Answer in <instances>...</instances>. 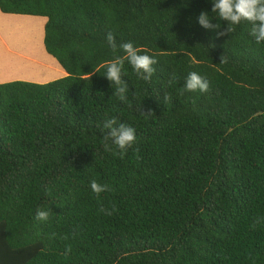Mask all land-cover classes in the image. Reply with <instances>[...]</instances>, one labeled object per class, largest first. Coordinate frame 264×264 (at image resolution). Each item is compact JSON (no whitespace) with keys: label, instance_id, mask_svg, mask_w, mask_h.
I'll return each instance as SVG.
<instances>
[{"label":"trees","instance_id":"1","mask_svg":"<svg viewBox=\"0 0 264 264\" xmlns=\"http://www.w3.org/2000/svg\"><path fill=\"white\" fill-rule=\"evenodd\" d=\"M211 9L212 0H0L4 13L46 17L44 48L66 72L0 83V264H264V43L246 21L217 36L227 22ZM201 11L220 29L201 26ZM8 26L10 41L33 43L34 66L53 68L41 23ZM129 41L157 63L144 81L125 61L121 102L105 69L90 72ZM190 72L206 92L183 90ZM112 116L136 132L123 158L104 140ZM92 179L111 190L97 197ZM38 208L47 221L34 219Z\"/></svg>","mask_w":264,"mask_h":264},{"label":"clouds","instance_id":"2","mask_svg":"<svg viewBox=\"0 0 264 264\" xmlns=\"http://www.w3.org/2000/svg\"><path fill=\"white\" fill-rule=\"evenodd\" d=\"M211 11L218 17L219 21L227 22L226 28L221 31H216L217 36L231 34L235 30L234 25H239L242 21H246L251 24L249 34L253 37L254 41L257 44L264 43V0H212ZM197 20L206 29H220L219 22L216 24L210 23V17L206 11H201ZM106 39L113 53H116L118 48L113 33H107ZM119 50L123 52L122 56L117 55L113 60L99 65L90 72V76L93 73H100L101 68L105 69L103 75L110 81V86L114 89L112 95L116 96L121 102H127L128 87L122 80V69L125 61L133 68L138 78L144 81H150L154 73L153 65L157 63V60L153 56L148 55L146 51L134 46L130 41L121 43ZM183 90L189 92L197 90L206 92L208 90V81L198 73L190 72L184 83ZM164 99L167 102L171 97L165 94ZM140 112L142 115L152 113L151 110L148 113L141 110ZM104 130H106L104 135L105 142L111 141L115 145L118 151H115L114 155H118L120 158L124 157L127 150L137 139L135 129L123 122H118V117L116 116L107 118L104 121L102 131ZM90 188L97 197L101 193L111 190L109 185L99 183L96 179L90 181ZM99 211L106 215H111L115 211V205H113L111 210L101 206ZM49 216L50 213L48 210L38 208L34 219L37 221H47ZM70 251L71 246L68 245L66 253Z\"/></svg>","mask_w":264,"mask_h":264},{"label":"crops","instance_id":"3","mask_svg":"<svg viewBox=\"0 0 264 264\" xmlns=\"http://www.w3.org/2000/svg\"><path fill=\"white\" fill-rule=\"evenodd\" d=\"M14 19V21H34V22H41V47L43 49V53L50 57L54 61V65L52 69L44 68L42 65H39V67H31L27 70V73L25 75L22 74H10V73H4L2 68H0V83L2 82H8L12 80H26V81H32V82H46L47 80H53L55 78H58L59 76H64L66 74L65 70L62 69L63 67L58 63V61L49 53L46 52L44 45H43V34H44V23L46 21V17L44 16H35V15H24V14H16V13H4L0 10V64L4 63L5 60H17L21 63L26 64V67L29 68L30 63L34 66V62L32 60H38V56H36V50L33 49L32 45L33 43L30 41L29 38H24L22 40L18 41H10V38H7L6 36L11 35V30L7 27V22ZM8 20V21H7ZM8 43V44H7ZM11 43V44H10ZM7 46V48H6ZM31 47L32 49H29L28 47ZM21 55V56H16ZM46 62H43L45 64ZM36 66V64H35ZM51 66V65H50ZM44 69V70H43ZM26 71V70H25ZM44 74L50 75V77L46 79H38L37 76H42Z\"/></svg>","mask_w":264,"mask_h":264},{"label":"rangeland","instance_id":"4","mask_svg":"<svg viewBox=\"0 0 264 264\" xmlns=\"http://www.w3.org/2000/svg\"><path fill=\"white\" fill-rule=\"evenodd\" d=\"M38 23H41V22L38 21ZM41 27H42V23H41ZM42 42H43V40H42ZM40 44H41V39H40ZM31 67H36V66H33V65H32ZM31 67H29L28 69H30ZM28 69H27V70H28ZM62 69H63V68H62ZM27 70L25 71L26 73H27ZM59 77H60V76H59ZM47 81H48V80H47ZM47 81H46V82H47ZM49 81H50V80H49ZM39 83H43V82H39Z\"/></svg>","mask_w":264,"mask_h":264}]
</instances>
